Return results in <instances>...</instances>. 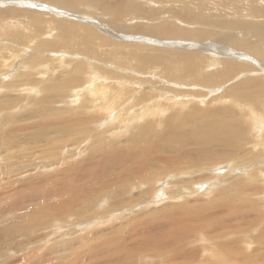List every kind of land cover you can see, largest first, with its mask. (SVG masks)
I'll list each match as a JSON object with an SVG mask.
<instances>
[{"label":"bare ground","instance_id":"bare-ground-1","mask_svg":"<svg viewBox=\"0 0 264 264\" xmlns=\"http://www.w3.org/2000/svg\"><path fill=\"white\" fill-rule=\"evenodd\" d=\"M42 1L70 14L64 17L60 13L47 20L42 15L33 14L38 11L20 8L23 4L19 1L0 0V68H7L0 69V75H7L0 79V111L15 105L7 94H1L3 88L12 95L20 88L41 94L33 100L29 116H39L40 122L31 123L29 118L28 124L5 127L4 122L0 126L2 138L5 137V151H8L6 166H11L14 175L28 172V177L22 181L33 182L30 177L32 169L24 165L29 162L25 154L11 150L20 147V133L26 125L29 132L33 130L29 140L39 148L47 143L51 146L53 137L58 140L51 156H57L62 149L60 140L67 139L63 143L67 153L71 140L80 142L92 138L89 158L92 163L88 171L80 167L84 171L82 176L67 171L56 179L62 185L70 183L63 185L64 188L48 189L47 195L40 197L34 205V210L30 208L31 211L25 214L23 226L4 236L11 234L20 238L22 242L18 247L22 248L25 244H35L37 241L31 238V234L47 228L55 218L72 216L75 223L88 227L92 225L87 222L91 217L104 216L103 213L120 207L130 209L131 201L135 203L147 197L150 201L162 195L168 198L178 193L177 198L185 199L183 203L166 204L162 197L160 205L164 204L153 211L160 210L159 216L180 207L191 211L196 207L194 212L202 211L205 223L201 216L195 220L194 226L186 228L184 225L181 228L180 222H176L175 229L160 224L162 229H156L163 231L164 235L146 239L139 237L142 232L137 228L129 238L123 237L122 228L115 225L106 233H100V237L94 234L88 239L105 237L120 249L126 245L131 260L142 253L145 256L146 253H156L166 257L169 264H264V230L251 226L256 219L264 221V206L260 201L264 196V159L253 163L256 154L246 147L249 140L245 141L247 136L243 139L245 127L239 117L255 120V144L249 148L256 147L257 155L264 158V149L260 148L264 147V117L255 108L256 104L264 106V77L227 82L246 68L236 62L237 54L242 51L261 59L262 65L258 67L264 71V0H121L115 6L105 3L106 0ZM34 4L24 5L30 7ZM79 8L90 10L96 18L101 10L105 19L101 16L99 19L121 33L129 35L142 30L141 33L146 31L143 34L151 37L136 36L133 45L141 48L139 52L127 50L128 44L112 45L102 36L104 32L109 34L104 23L75 12ZM163 14L167 16L164 22L159 18ZM69 15L94 24L104 32L101 34L91 26L78 25ZM190 25L195 28L188 29ZM172 38H180L185 43L163 42ZM198 42L206 43L197 45ZM166 44L172 46L162 48ZM223 44L234 46L236 50L227 52ZM16 47L25 50L22 55L19 52L21 57L17 59ZM50 50H56L57 55L53 56L52 52L51 58ZM217 89L221 90L215 93ZM63 98L69 99V106L65 105L68 114L53 117L51 105L63 103ZM244 98L255 104L245 103ZM230 101L249 106L251 112L241 114L224 104L218 106ZM191 102L213 107L198 114L192 112L193 115L177 110L182 106L188 108ZM151 118L156 119L155 123H147ZM101 121L103 125L99 124ZM140 123L147 124L121 141L119 146L123 151L114 147L110 152L111 161L107 160L103 153L111 148L105 143L106 139L132 131ZM153 126L161 129L153 133ZM124 145H129L132 150ZM127 163L132 167L127 168ZM240 165L245 166L238 169ZM118 169L124 172L123 177L118 176ZM206 169L209 171L203 172ZM112 170L115 173L110 185L102 175L110 179ZM130 173L134 175L127 177ZM132 179L143 183L144 188L138 191L142 199H133L138 196L134 194L127 196L126 183ZM101 181L104 187L96 189L95 185ZM155 190L159 192L152 195ZM9 191L12 193L5 197L10 205L2 207L5 212L22 208L32 197H25L30 190L15 185L10 189L3 188L0 193ZM197 191L205 197L215 195L206 203L202 202L203 197L190 199L193 197L190 195L197 194ZM105 194L109 199L107 208L88 213L95 201H104ZM242 225L252 229L241 230ZM154 228L149 226L143 231L146 233ZM195 229L209 235L211 241L204 237L205 240L199 242L201 244H196L190 237H178L181 232L188 236ZM10 241H3L0 256H10L11 249L16 251L15 247L8 250ZM204 253L206 257L203 258ZM116 257L117 261L110 258L105 263L125 264L128 260L125 253ZM29 259L25 257L23 261L29 263Z\"/></svg>","mask_w":264,"mask_h":264},{"label":"rangeland","instance_id":"rangeland-1","mask_svg":"<svg viewBox=\"0 0 264 264\" xmlns=\"http://www.w3.org/2000/svg\"><path fill=\"white\" fill-rule=\"evenodd\" d=\"M3 1V0H2ZM8 1H19L20 3H22L23 5H20V8H31L34 11H38V12H33V14L35 15H42L44 19L50 20V18H54L56 17L58 14L62 13V15L68 16L67 14H70V12H66L62 9H59L57 7H49L50 5L54 4H50V3H45V1L43 2L42 0H8ZM121 0H116V2L111 1L110 0H106L105 3L110 4L111 6H115L118 5L119 2ZM160 1V0H158ZM163 1V0H162ZM175 1V0H172ZM33 2L34 5H30V7L28 5H24L26 3H31ZM113 2V3H112ZM165 2V0H164ZM25 6V7H24ZM36 8H35V7ZM39 8V9H38ZM42 10V11H41ZM83 8H79L76 9L75 12L79 13V14H85L88 17L91 16V18H96L95 14L91 13L90 10L85 11ZM40 12V13H39ZM46 15V16H45ZM73 15V14H72ZM98 18H96V21H99L101 24H103L104 22L101 21V17H104L105 14L103 15L101 13V10H99V14H98ZM101 16V17H100ZM50 17V18H49ZM71 20H74L75 22L78 23V25L81 26H91L92 28H96L98 32H100L101 34L104 31H101L100 29H98L96 27V25L91 24L89 22H85L83 20H81L80 18H78L77 16H70ZM161 20H163V22L165 21L164 19H167V16L164 14L161 15L159 17ZM105 19V17L103 18ZM90 24V25H89ZM94 25V26H93ZM105 25V23H104ZM107 27V30L109 31V34L104 32L102 34V36L104 38H106V40L111 43L112 45L114 44H128L127 45V50H131L139 52L141 51L139 47H137L136 45H133L134 39L139 37V38H146L148 39L151 36H148L146 34H143L146 31L140 30L138 32H134V34L129 33H121L120 31H118L115 28H112L111 26H107V24L105 25ZM188 29H194L195 26H187ZM192 27V28H191ZM194 27V28H193ZM113 29V30H112ZM147 33V32H146ZM106 36V37H105ZM137 36V37H136ZM155 38V37H154ZM110 39V40H109ZM170 40V41H168ZM177 40V41H175ZM181 40V41H180ZM163 42L165 43H174L175 42L177 44L181 43H185L182 39L180 38H172V39H164ZM207 42V41H206ZM206 42H201L197 45L200 44H204ZM130 43V44H129ZM173 44V46H174ZM167 45V46H166ZM162 45V48H170L172 45ZM210 45V44H209ZM219 45V44H218ZM221 45V44H220ZM169 46V47H168ZM228 49H227V48ZM16 47L14 49V51L16 52L15 54V59L21 57L19 52H24V48H19ZM223 49H225L227 52L232 53L230 50H236L234 48V46H230V45H225L223 44ZM230 49V50H229ZM51 54L53 52V56L57 55L56 50H50ZM240 51V50H238ZM26 52H29L26 51ZM235 53V52H234ZM239 57L236 58L238 61H236L238 64L240 62L241 66H243L244 68H248L244 71L239 72V75H235V77H233L232 79H230L229 81H227L228 83H234V82H238V80H244V79H248V78H262L264 77V71H262V69H259L258 66H260L259 64L262 65V61L261 59H258L257 57L255 58V56L253 57V55L251 56L249 53L242 51L241 54H237ZM211 56V55H209ZM52 58V57H51ZM14 60V58H13ZM254 62V63H253ZM15 65V63L13 64ZM13 65H11L10 67L13 68ZM4 66H1V70H4ZM7 70V68H5ZM11 69V68H10ZM117 69V68H115ZM128 69V68H127ZM12 71V69L10 70V72ZM246 71V72H245ZM122 73V72H121ZM38 77V75H36ZM3 77H7V75H0V79ZM227 84V83H226ZM226 86V85H225ZM223 88V87H221ZM221 89H217L214 90L215 93H218ZM212 91V90H211ZM218 91V92H217ZM210 92V91H209ZM209 92H206V95L209 94ZM7 94L8 97L10 98L11 102H14V106L6 111H0V126H3V123L5 122V127L6 126H12L14 127L15 124H19L22 125L24 123H27V120H29V116L32 112V104H33V100L37 97H40L39 93L36 92H25L22 91L21 88L16 90L15 93H13L16 98L14 97V95H12L9 92H6V90L3 88L1 90V94ZM64 101L63 103H59L57 102V104H52L50 108L53 107V117H60V116H66L68 114L67 107H65V105H67V102L69 101L68 98H63ZM246 102H252L253 104H255L252 100H249L247 98H244ZM257 101H261V99L259 97H256ZM197 103V104H196ZM191 102L187 107L182 106L185 110L182 109V107H179L177 110H181V113L183 112V114H190L193 115L192 112H196V114L201 112H204L203 110H206V108H210L213 107L211 106V104L208 105H203L201 102ZM223 104L225 105L226 108H230L233 109L234 111H237L238 113H247L249 114L251 112L250 107L249 106H245V105H238L237 102L235 101H230V103H220L218 104V106H223ZM69 106V105H67ZM187 108V109H186ZM255 108L258 112V114H262L264 117V106L255 105ZM126 111V109L124 110ZM262 112V113H261ZM241 120H243V124H244V131H245V135L243 137V139L245 138V141L247 142L249 140V143H246V147L251 150L254 154H256L257 158L256 160L253 161V163H258L263 161L264 158H261L260 155H257L256 151L257 148L253 147V148H249V146L254 145L255 141L253 139H255L256 134L253 131V124L255 123V120L253 119H248V117L245 118V116L241 115L239 116ZM31 120L29 122L31 123H38L40 122V117L39 116H35L30 118ZM247 120V121H246ZM147 121V123H155L156 119L155 118H151ZM147 123H140V124H136L133 127V130H129L126 131L125 133H122L120 135H112V138H107L105 143L108 145V147H110L111 149L107 148L106 151L103 153L104 157H108L107 160L111 161L110 158V152L111 150H113L114 147H116L117 150L119 151H123V148L120 147V143L123 140H127V138H129L133 133H135L137 130H140L142 128H144ZM100 125H103L102 121L99 122ZM26 129H24L23 132L20 133V147L18 148H13L11 150H20V154L24 155L27 158V160L29 162L24 163V165H29L28 168L32 169L31 171V178L33 179V182L31 183H27L23 182L22 180L26 179V177H28V172H23L20 175H14L12 170L10 169L11 166H6L7 161H8V151H5V137L2 138V134L0 133V192L3 188H7L10 189L11 186H18L20 188H22L23 190H30L29 194L25 197H29L32 196L25 204H23L22 208H16L13 211L10 212H5L3 211L2 207H4L5 205H10V202L7 203L9 200L5 197L6 194H10L12 193L11 191L9 192H2L0 193V249L3 246L2 243L3 241H7V243L10 240H13L14 235L11 234H7L6 237L4 235H6V233L10 230H13L14 228H21L23 226V221H24V216L26 213H28L30 208H32V210H34V205L36 203H38V200L40 197L47 195V190L50 189L51 187H62L63 185H68V183H70V181L66 182V184H63L61 182H56L55 180L58 179L59 177H63L65 175V173L67 171H72L73 174H79V176H82L84 174V171H82V169L80 167L85 168L87 171L90 169L91 167V163L89 158H90V146L91 143L93 141L92 138H85L83 141L80 142H74L73 140L70 141L69 145H68V149L70 152L66 153V150L63 149V143L66 141L67 139L65 138L64 140H60L61 141V146L62 149L59 150L57 156H51L50 154L53 153L54 149H55V145L57 143V139L56 138H52V140H54V143L50 146L47 143V146H42V147H38L35 146L33 143H31V141L29 140L30 138V133L33 132V130H31V132L28 131L27 129V125L25 126ZM96 131H101V129H98L97 127ZM101 128V127H100ZM103 128V127H102ZM153 131V133L157 132L158 130H160L161 128L157 127V126H153L151 128ZM1 132V129H0ZM106 135V134H104ZM91 139V140H90ZM42 143V142H41ZM105 145V144H103ZM168 145V144H167ZM124 148L128 149L129 151L132 150V148H128L129 145H124ZM261 149H264L263 146H260ZM114 151V150H113ZM118 153V151H115ZM264 156V155H263ZM44 164L50 165V166H44ZM249 165V164H248ZM245 165H240L238 169H242ZM78 167V168H77ZM131 163H127V168H130ZM77 168V169H75ZM218 167H215V169H217ZM70 169V170H69ZM209 170H204L203 172H207ZM240 171V170H238ZM118 176L123 177L124 176V172L120 169H118ZM115 170H112V176L109 177L108 176H103L102 178L103 180L107 181V183L112 182L113 176H114ZM134 175L133 173H130L129 175H127V177ZM99 176V175H98ZM117 176V177H118ZM156 176H160V175H156ZM179 177H181V175H179ZM98 179V178H96ZM99 180V179H98ZM139 180H135L132 179L129 180L126 185H128V192H127V196L134 194L138 195V191L139 189L142 190L144 188V185L142 182H138ZM138 182V183H137ZM96 189H100L99 187L103 188V181L99 182L98 185H95ZM93 186V187H95ZM139 186V187H138ZM30 187H34V188H30ZM93 187H89L90 190H96ZM64 188V186H63ZM198 187H195V189ZM194 190V189H193ZM159 190H155L153 192L152 195H155ZM183 192V191H182ZM201 192V191H200ZM181 193V192H179ZM215 194L212 195H208V197H205L202 193H199L197 191V194H192L190 196H193L190 199H194V198H198L200 197V199H202V197L205 199L204 201L202 200V202L206 203V200L210 199L212 196H214ZM14 196H19V195H15ZM150 196V195H149ZM158 198H152L150 201H148V197L145 200L139 201V202H129V204L131 205L130 209H123V208H118L115 211H108L106 213H103L104 216H93L90 219L87 220L88 223L92 224L91 226H85L82 225V223H78V222H74V218L75 217H69L67 219L64 218H55L54 221H52L51 223L48 224L47 228L45 229H39L35 232H33L31 234V238L36 240L37 242L35 244H30L27 245L25 244L22 248L18 247L20 245L21 239L20 238H14L15 240H13L12 242L10 241L9 243V248L8 250H10L11 248H16V251H14L13 249H11L9 251L10 256L8 257H2L0 256V264H27L28 262L23 261L26 258H30V256L32 254H36L34 257H32L31 259H29V263L28 264H106L105 261L109 260L110 258L114 261H117L118 258L116 257L117 255H123L125 253V255H127L128 257H126L128 260L126 261L125 264H169L167 261L166 257H163L161 254H150V253H142L140 254L138 257H135L134 260L129 258V255L127 254V250H126V245L125 248H116L115 243L113 244L110 241H107L105 237L99 238V239H88V237L93 236L94 234H97V237H100L102 234L100 233H106L108 230H111L112 228H114V226L116 225V227H120L122 228V232L121 235L123 237H127L129 238L131 235V232L133 233V230L135 228H137L138 230H140L142 232V234H139V237L142 236L143 239L146 238H150L151 236H156V237H161L162 235H164V232H160V230L156 229V227L162 229L159 225H165V226H169L172 227V229L177 228V224L176 222H180V226L182 228H186L188 226H194V224L196 223L197 220H199V218H201V216L203 214L202 211L200 213V210L198 212H194L197 208L194 207V209L191 211L185 207H180L178 209H175V211L173 210L172 212H166L163 213L161 215L158 216V212H160V210L158 211H153L155 209H159L161 208V206L164 204L162 203L160 205V202L162 200H160L162 197L163 202H166V204L168 203H175L176 205H179L181 203H183L182 201H184V198H177L178 197V193L175 195L173 194L172 196L166 198L165 195L162 196H157ZM18 198V197H17ZM133 199H142L140 195L135 196ZM14 200V199H12ZM11 200V201H12ZM168 200V201H167ZM171 200V201H169ZM43 201H47L43 200ZM105 201V202H104ZM104 201H100L97 200L94 202V207L91 208L90 210H88V213L90 212H94L97 213L98 211L100 212L101 210H104L105 208H107L108 204H109V199H108V195L105 194L104 195ZM179 203H177V202ZM261 203L264 206V196L263 199L261 197ZM14 203V202H13ZM142 203H145V205H142ZM142 207V208H140ZM155 208V209H153ZM192 208V207H191ZM261 209V206L259 207ZM49 209V208H48ZM264 209V207H263ZM177 211V213H176ZM190 211V212H189ZM262 212H264V210H262ZM23 213V214H22ZM200 213V214H199ZM194 214V215H193ZM169 217H167V216ZM172 217V218H171ZM198 217V218H197ZM176 218V219H175ZM204 223L206 222L205 218L202 216ZM181 219V220H180ZM183 219V220H182ZM193 219V220H192ZM196 220V221H195ZM195 221V222H194ZM152 222V224H150ZM149 226H154L155 228L149 232L144 233L147 227ZM252 228L257 226L258 228L264 230V221L261 220H255L252 221ZM252 228H250L249 226L246 225H242L241 226V230H251ZM179 231V229H178ZM257 231H253V234L257 233ZM144 233V234H143ZM241 235H244L242 233H240ZM182 235V238L184 237H190L192 239H194L195 243L198 244L200 241L205 240L204 237L208 238L209 241H211V239L207 236L209 235H205L202 230H197L195 229L194 232L188 236H184L183 232L179 233L178 237ZM246 236H248L247 234H245ZM4 236V237H1ZM112 236H117L116 234H113ZM12 237V238H11ZM22 238H24L25 236H21ZM241 237V236H238ZM5 238V239H4ZM9 238V239H8ZM4 239V240H3ZM243 241V240H242ZM244 241H248V240H244ZM201 244V243H199ZM245 246V245H244ZM17 247L19 248L17 250ZM200 247H203L202 245H200ZM2 250V249H1ZM3 253V251L1 252ZM105 257V259L103 258ZM202 257H206L205 253L204 255H202ZM125 259V257H124ZM180 261H182L183 259H179ZM163 261V262H161ZM112 262V264H113Z\"/></svg>","mask_w":264,"mask_h":264}]
</instances>
